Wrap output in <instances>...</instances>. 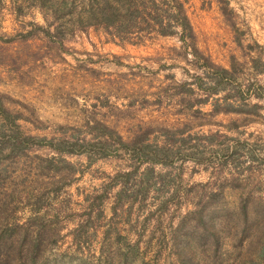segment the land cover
<instances>
[{
	"label": "rangeland",
	"instance_id": "rangeland-1",
	"mask_svg": "<svg viewBox=\"0 0 264 264\" xmlns=\"http://www.w3.org/2000/svg\"><path fill=\"white\" fill-rule=\"evenodd\" d=\"M56 1L0 0L2 229L40 264H264V0H180L183 38L168 0Z\"/></svg>",
	"mask_w": 264,
	"mask_h": 264
},
{
	"label": "trees",
	"instance_id": "trees-1",
	"mask_svg": "<svg viewBox=\"0 0 264 264\" xmlns=\"http://www.w3.org/2000/svg\"><path fill=\"white\" fill-rule=\"evenodd\" d=\"M134 2L136 6L139 5L137 0H94L88 4L85 19L89 23L99 22L105 26L124 29L126 26H131L130 24L127 25V21H131V19L135 20L136 18L134 11H129L133 7ZM168 2L175 11L173 13H167L168 20L175 22L180 27V36L182 38L189 36L192 27L184 8V2L180 0H168ZM56 3L61 7L65 5L64 0H58ZM56 3L54 2V4ZM126 13H128V16ZM136 13L139 15L137 9ZM140 18L146 22L144 17ZM152 21L153 24H151L153 27L151 25L149 26H151L152 30H156L158 34L169 35L171 33V30L166 31L164 29L165 26H171L170 22L165 23L161 15L153 16ZM219 71L226 72L224 69ZM1 214L2 212H0ZM2 226L4 225L0 226V264H40L42 240H40L39 235L30 238L28 229L21 228L20 235L14 237L17 234V227L10 228L11 232L6 233L7 230H3ZM261 253H264V246L261 247Z\"/></svg>",
	"mask_w": 264,
	"mask_h": 264
}]
</instances>
